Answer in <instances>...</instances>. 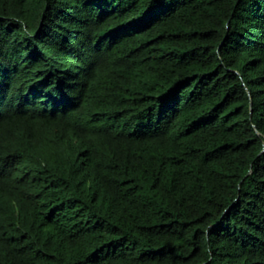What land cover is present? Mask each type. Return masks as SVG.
I'll return each mask as SVG.
<instances>
[{"label":"trees","instance_id":"16d2710c","mask_svg":"<svg viewBox=\"0 0 264 264\" xmlns=\"http://www.w3.org/2000/svg\"><path fill=\"white\" fill-rule=\"evenodd\" d=\"M0 264H264V0H0Z\"/></svg>","mask_w":264,"mask_h":264}]
</instances>
